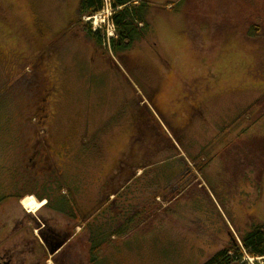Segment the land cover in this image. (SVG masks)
Returning <instances> with one entry per match:
<instances>
[{"label":"rangeland","instance_id":"obj_1","mask_svg":"<svg viewBox=\"0 0 264 264\" xmlns=\"http://www.w3.org/2000/svg\"><path fill=\"white\" fill-rule=\"evenodd\" d=\"M153 1L116 55L109 0L99 48L79 0H0L1 258L77 212L75 264H203L264 228V0Z\"/></svg>","mask_w":264,"mask_h":264},{"label":"trees","instance_id":"obj_2","mask_svg":"<svg viewBox=\"0 0 264 264\" xmlns=\"http://www.w3.org/2000/svg\"><path fill=\"white\" fill-rule=\"evenodd\" d=\"M108 5L112 10L109 22L113 24L116 32V37L110 39L109 47L119 55L133 48L136 43L146 39L150 34L151 10L155 7V3L153 0H109ZM105 9L106 0H79L77 21L71 25L74 27L78 23L81 24L86 35L93 40L97 48L107 42L105 31L102 32L101 29L93 31L91 24H84L83 19L94 17ZM247 258L254 259V262L250 263ZM260 258L263 263L257 260ZM203 264H264V228L252 229L240 242L233 240Z\"/></svg>","mask_w":264,"mask_h":264},{"label":"flooded vegetation","instance_id":"obj_3","mask_svg":"<svg viewBox=\"0 0 264 264\" xmlns=\"http://www.w3.org/2000/svg\"><path fill=\"white\" fill-rule=\"evenodd\" d=\"M194 108L192 107V111L190 113V116L188 118V125L190 126V123L192 122V119L195 118L194 115ZM188 128V127H186ZM184 130V128H183ZM179 147V146H178ZM177 147V157L182 162H188L189 165V158L186 157V155L179 154V150ZM203 151V150H202ZM209 155V154H208ZM216 155L212 158L205 157L207 159V162L214 161ZM218 157V155H217ZM216 157V158H217ZM203 160H206V159ZM78 213V212H77ZM73 213L72 216H70L71 223L69 224L68 228H59L51 226L50 224L42 225L41 227H38L37 230L39 234L33 238V243L35 245V249L33 251L34 254H27L22 262L20 264H75L72 260L73 253H74V247H75V239L77 236H79L80 231L84 230L86 227V221H88L87 214L81 215ZM80 214V215H79ZM80 220V221H79ZM84 220V222H83ZM79 221V222H78ZM79 223V226H76V223ZM86 243L85 239L83 241ZM26 246H29V244H25ZM61 248L54 254H50V250L56 248L57 246H60ZM78 245V244H77ZM90 256V255H89ZM15 256H9V257H3L2 261L6 262L8 264H14V258ZM34 258L33 260H29V258ZM53 259L52 262H49V259Z\"/></svg>","mask_w":264,"mask_h":264},{"label":"bare ground","instance_id":"obj_4","mask_svg":"<svg viewBox=\"0 0 264 264\" xmlns=\"http://www.w3.org/2000/svg\"><path fill=\"white\" fill-rule=\"evenodd\" d=\"M23 207L30 211V212H34L37 211L41 208L44 207V205L46 204V200H44L43 202L38 201L36 198L34 197H28L26 199H24L22 201Z\"/></svg>","mask_w":264,"mask_h":264},{"label":"water","instance_id":"obj_5","mask_svg":"<svg viewBox=\"0 0 264 264\" xmlns=\"http://www.w3.org/2000/svg\"><path fill=\"white\" fill-rule=\"evenodd\" d=\"M60 248H61V245H60V246H57V247L54 248V249H51V250H50V254H51V255H54V254H55ZM0 264H8V263L3 262V261H2V258L0 257Z\"/></svg>","mask_w":264,"mask_h":264},{"label":"crops","instance_id":"obj_6","mask_svg":"<svg viewBox=\"0 0 264 264\" xmlns=\"http://www.w3.org/2000/svg\"><path fill=\"white\" fill-rule=\"evenodd\" d=\"M256 31H257V33H258V29H255ZM256 33V34H257ZM253 43V42H252ZM189 165L191 166L192 164L189 162ZM195 170V169H194ZM196 171V174H197V176L198 177H201V172H198L197 170H195Z\"/></svg>","mask_w":264,"mask_h":264},{"label":"built area","instance_id":"obj_7","mask_svg":"<svg viewBox=\"0 0 264 264\" xmlns=\"http://www.w3.org/2000/svg\"><path fill=\"white\" fill-rule=\"evenodd\" d=\"M247 259L250 261V263L254 262V259H250V258H247Z\"/></svg>","mask_w":264,"mask_h":264}]
</instances>
